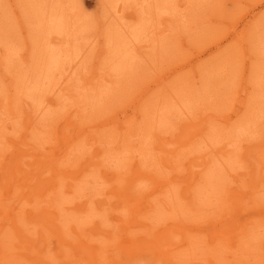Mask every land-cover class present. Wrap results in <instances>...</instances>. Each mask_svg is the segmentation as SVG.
<instances>
[{
	"label": "bare ground",
	"instance_id": "bare-ground-1",
	"mask_svg": "<svg viewBox=\"0 0 264 264\" xmlns=\"http://www.w3.org/2000/svg\"><path fill=\"white\" fill-rule=\"evenodd\" d=\"M61 1L35 3L33 62L8 79L10 93L0 83V111L10 108L0 113V264H264V142L254 138L264 72L258 95L229 112L205 85L224 86L228 60L198 70L204 85L186 74L155 89L136 82L150 67L140 49L158 24L173 32L185 3L121 0L131 20L108 38L110 67L86 75V27ZM19 55L10 46L5 65Z\"/></svg>",
	"mask_w": 264,
	"mask_h": 264
},
{
	"label": "rangeland",
	"instance_id": "rangeland-1",
	"mask_svg": "<svg viewBox=\"0 0 264 264\" xmlns=\"http://www.w3.org/2000/svg\"><path fill=\"white\" fill-rule=\"evenodd\" d=\"M39 1L43 0H0V77H2L0 83L7 85L5 87L6 93H10L8 79L22 73L33 62L30 50L33 49L32 44L34 43L32 41L37 40L38 33L32 31L30 27L37 18L33 15L32 8ZM62 1L66 6L65 11L77 17L79 23L86 27L88 39L82 42L84 44V64L87 66L86 75L95 74L100 67L108 69L112 56V51L107 45L108 38L111 34L116 33V29L123 22L131 20L127 17L131 8L123 4L121 0ZM171 1L175 4L185 3L181 7H176L177 15H172V17L180 18L179 23H174L173 32L167 31L163 34H161L162 31L167 28L166 25L169 23L166 22V25L165 23L158 24L157 41L139 51L141 58L148 62L150 67H145L146 75L143 73L138 75L136 82L148 79L150 89H155L161 82V85L169 83L174 77L186 74L189 78L194 79V85H202L203 82L200 83L196 75L200 68L206 70V67L211 68L220 60H228L225 73L220 76L224 86L219 84V80L215 78L205 80V85L211 90V105L216 103L219 106L220 103V106L224 107L223 112H229L234 110L235 105L236 110L239 109L237 99L240 100L245 97L250 99L251 95L257 96L262 86L258 76L264 72V50H261L259 42V30L262 29L264 32V0ZM55 6H57L56 3ZM120 6L122 7L118 10ZM22 9L29 11V16L26 19L22 17ZM182 15L184 17H181ZM184 20L188 25L187 27L183 23ZM170 26L173 25L170 24ZM156 43L157 45H155ZM10 46L14 47L20 55L16 56V59L14 58L9 65H5L7 60L4 58V53ZM256 56L261 58V63L256 61ZM166 63H169V66ZM172 67L173 69L176 68L175 72L168 77L163 76L168 71L170 73ZM8 68L13 71L8 72ZM154 68L159 69H156L153 76L148 78L149 74L154 72ZM227 87L232 88L236 94L227 95ZM234 95L236 102L232 99ZM223 96L224 101L221 99ZM222 102H225V105H222ZM5 109L10 110L5 105L1 111L5 112ZM14 112L16 117H19L17 120H20L22 116L18 107L14 108ZM6 114L8 112H5ZM123 114L111 113L110 119H114V121L124 120L125 114L127 117L133 114L132 109L129 108ZM2 116L0 114V117ZM15 122V127L19 131L25 129L22 123ZM260 122L258 128L255 129L256 131L254 130L255 142L258 144L264 142V118ZM105 124L110 125L108 122ZM88 125H90V121L87 123ZM75 129L73 128L72 132ZM84 135L88 139L90 138L89 143L92 145L95 136H98V132L91 129ZM257 150H253V152ZM251 184L253 185V183ZM245 187L246 189L250 188L248 182L245 183ZM49 244L54 252H58L61 247L55 237H50Z\"/></svg>",
	"mask_w": 264,
	"mask_h": 264
}]
</instances>
